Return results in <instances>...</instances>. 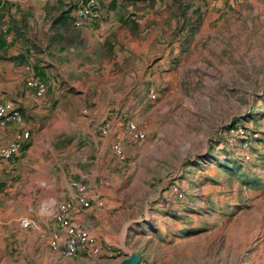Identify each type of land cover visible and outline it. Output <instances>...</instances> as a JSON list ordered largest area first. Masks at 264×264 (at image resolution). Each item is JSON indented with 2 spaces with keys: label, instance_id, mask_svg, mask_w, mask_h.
I'll return each instance as SVG.
<instances>
[{
  "label": "rangeland",
  "instance_id": "374dc122",
  "mask_svg": "<svg viewBox=\"0 0 264 264\" xmlns=\"http://www.w3.org/2000/svg\"><path fill=\"white\" fill-rule=\"evenodd\" d=\"M8 2L0 101L24 97L31 75L47 86L20 109L33 133L20 156L48 190L62 172L91 180L100 217L86 223L101 253H54L59 229L52 250L0 264H117L134 252L138 264H264V158L241 165L225 144L234 124L264 131V0H44L29 18Z\"/></svg>",
  "mask_w": 264,
  "mask_h": 264
},
{
  "label": "crops",
  "instance_id": "0c3cea01",
  "mask_svg": "<svg viewBox=\"0 0 264 264\" xmlns=\"http://www.w3.org/2000/svg\"><path fill=\"white\" fill-rule=\"evenodd\" d=\"M8 7L11 13H14V9L18 6L22 10V13L25 16L30 17V11L33 10L38 16L42 15L41 6L43 5L44 0H7ZM55 0H50L54 2ZM67 1V0H63ZM30 9V10H29ZM2 14V13H1ZM5 14V15H4ZM2 14L3 20L4 17L7 19L6 27L9 30V24L12 15H8V12ZM16 15H14L15 17ZM36 26L34 27L35 31H46L47 25L41 21H36ZM39 25V26H38ZM39 29V30H38ZM12 34V30H9L8 36ZM5 36V35H3ZM8 41V40H6ZM20 46L21 42H20ZM3 41H0V54H2ZM23 47V46H22ZM25 49V47H24ZM12 50L9 49L8 52ZM22 51V50H21ZM26 52V51H25ZM7 63L4 61V58L0 57V67L3 64ZM10 76L14 77L15 72L9 71ZM30 93L25 86V96L14 99L13 101L18 105L19 109H22L29 102L26 100L27 94ZM9 100V99H8ZM21 125L10 122L4 128H0V145L8 144L15 133V131ZM27 129L28 124L25 117H23V124ZM33 135V133H32ZM29 138L26 143L23 145L20 154L8 161H0V182L3 183V186L0 187V251L3 253L0 255L3 261H8L11 258L10 253H20L26 254L28 252H43L46 248L52 250L53 246L48 241H50V234L54 231H60L56 224L53 222V211L55 206L64 201L74 202V197L76 194L75 188L71 185L73 180L85 183L81 180L71 178L68 181V177L65 172L59 173L58 177L54 179V182L50 185L49 190L44 188L41 177L38 176L37 166H31L25 164L26 157L20 156L21 154L28 152L30 145L33 143L32 139ZM20 156V157H19ZM22 157V158H21ZM18 162L16 164V162ZM28 163V160H27ZM31 172H36L35 176L31 175ZM27 178L30 180L27 181ZM89 180V192L91 196L99 197V195L94 194L91 180ZM87 185V183H85ZM93 184H95L93 182ZM96 186V184H95ZM95 191V189H94ZM96 197V199H97ZM93 198V200H94ZM94 210L93 206L88 208H81L78 205H75L73 210L70 212L72 218L76 221L87 222V220L95 223L99 221L100 214ZM21 218H27L32 223L33 226L27 229L21 228L19 226V220ZM101 223V222H100ZM87 224V223H86ZM88 226V225H87ZM89 227V226H88ZM44 235L46 241L44 240ZM56 241V240H55ZM56 248H53V252L59 254L63 252V238L60 237L59 241H56ZM15 248V251L11 249ZM84 251H79L78 253H83ZM65 255V254H64ZM9 258V259H8ZM10 262V261H9ZM12 264V262H10ZM21 264V263H15Z\"/></svg>",
  "mask_w": 264,
  "mask_h": 264
},
{
  "label": "built area",
  "instance_id": "2783aa9c",
  "mask_svg": "<svg viewBox=\"0 0 264 264\" xmlns=\"http://www.w3.org/2000/svg\"><path fill=\"white\" fill-rule=\"evenodd\" d=\"M93 4H85L79 7L73 16V25L81 27L90 17ZM27 90L35 98H43L47 92L45 82L36 76L31 75L25 82ZM14 122L21 125L14 133L12 140L5 145H0V161H8L21 152L23 145L30 138V131L23 124V116L18 105L11 100L0 101V128L8 123ZM130 136L133 139H140L144 134L138 131L134 124H130ZM110 130L109 124H102L99 131L106 134ZM225 144L230 155H237L241 165L253 160V158H264V131L251 128L242 124H234L227 129ZM112 149L120 156L121 145L119 141L112 143ZM71 185L75 188L74 202L64 201L58 203L53 211V220L56 226L64 232L63 252L66 256H73L79 251L97 256L101 253V246L97 242L96 235L83 221H76L70 212L75 205L81 208H88L91 205V194L85 183L73 180ZM21 228H30L33 223L27 218L19 220ZM53 237L51 245L56 248V241Z\"/></svg>",
  "mask_w": 264,
  "mask_h": 264
},
{
  "label": "water",
  "instance_id": "95a60500",
  "mask_svg": "<svg viewBox=\"0 0 264 264\" xmlns=\"http://www.w3.org/2000/svg\"><path fill=\"white\" fill-rule=\"evenodd\" d=\"M140 260L139 253L134 252L133 254L129 255L128 257L122 259L117 264H138Z\"/></svg>",
  "mask_w": 264,
  "mask_h": 264
}]
</instances>
